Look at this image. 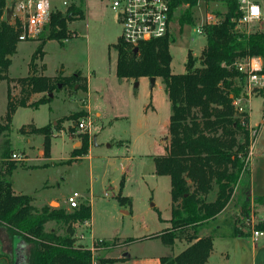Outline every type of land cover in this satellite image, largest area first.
<instances>
[{"label": "rangeland", "instance_id": "rangeland-1", "mask_svg": "<svg viewBox=\"0 0 264 264\" xmlns=\"http://www.w3.org/2000/svg\"><path fill=\"white\" fill-rule=\"evenodd\" d=\"M75 2L82 6L84 17L75 16L67 22L71 37L65 41L51 39L47 25L37 36L19 40L17 51L10 56L9 74L27 76L30 69L48 76L80 72L84 79L90 76L92 94L88 88H78V85L62 86L53 92L50 103L38 108H18L12 123L10 149L12 153L21 154L22 159H15L19 165L13 172L12 186L18 193L31 194L37 210L49 207L71 212L74 209L70 208L67 198L75 191L79 192V205H91L92 215L91 219L74 224L76 245L91 247L95 239L119 238L122 241L135 238L137 240L128 245L102 246L95 255L119 259L128 254L126 260L115 264H160V256L175 255L182 250L180 241L169 246L155 236L169 226L171 217L170 178L158 175L155 165V157L165 153L169 140L171 103L159 77L155 84L150 77L138 80L117 77L114 45L121 38L122 26L111 0ZM53 3L66 9L62 0H53ZM11 5L12 1L7 0V7ZM188 8L186 4L179 6L171 21V67L178 74L186 71L188 52L199 58L207 44L206 35L197 29L202 17L207 11L223 13L225 10L220 3L209 2L191 9L193 23L182 24L181 16ZM10 19L15 22L13 14ZM257 31H264V28ZM42 43H45L44 55L36 52ZM11 87L13 92L18 91L15 84ZM263 88L261 85L252 89L248 96L254 97L249 107L248 99L242 102L250 112L252 133L256 135L250 166L253 175L259 179L262 173L264 175V97L259 95ZM7 94L8 85L2 81L0 117L7 109ZM89 104H92V112L83 108ZM79 112L83 113L82 118L88 116L93 122V127L86 131L89 144L97 140L83 160L73 162L70 157L73 144L74 150L80 148L85 133L77 126L79 120L71 118ZM30 123L49 125L52 134L50 161L41 152L44 149L41 136H32L33 140L27 143V136L21 133L20 128ZM5 139L2 136L0 142ZM111 159L114 160L112 164ZM120 193L128 196L131 204H121L117 198ZM240 193L238 189L227 209L230 214L241 209V202L237 204ZM260 210L258 207L259 213ZM86 221L90 226L85 224ZM52 228L60 234L66 231L61 221L46 224L47 230ZM222 230L230 233L228 225ZM254 243L258 246L253 253L250 236L219 237L212 263L215 259L219 261V255L224 251L229 257L222 264H264V236ZM0 250L3 251L0 256L12 261L13 237L4 238ZM5 258L0 257V264H9Z\"/></svg>", "mask_w": 264, "mask_h": 264}, {"label": "trees", "instance_id": "trees-1", "mask_svg": "<svg viewBox=\"0 0 264 264\" xmlns=\"http://www.w3.org/2000/svg\"><path fill=\"white\" fill-rule=\"evenodd\" d=\"M197 2L172 0L171 19L179 6L189 4L181 23H193L191 9ZM220 4L225 10L217 13L224 18L219 23L205 25L207 44L199 58L188 52L184 73L172 71L170 32L140 43L137 52L121 38L114 45L117 77L120 80L159 77L171 103L166 151L155 157L156 173L168 176L171 182L170 226L155 236L169 246H174L177 240L185 241L187 247L175 255L161 256L160 264H206L214 249L215 237L250 236L253 228L247 218L253 208L264 210V194L254 199V206L249 196L250 154L254 142L250 112L236 104L240 96L249 97L244 88L246 73L237 64L259 57L262 60L259 73L264 75V31L237 30L233 20L241 14L237 2L227 0ZM6 8L7 0H0V82L6 81L8 85L7 109L0 119V139L6 138L0 142V226L25 240L27 264H115L123 257H98L96 251L102 246L128 245L137 239H102L95 242L94 249L76 245L74 224L91 218V205H79L71 212L49 207L37 210L32 195L14 192L12 175L19 162L12 158L10 134L16 111L19 107L38 108L50 103L53 92L62 86L78 85L87 89V79L80 72L48 76L34 69L27 76H11L10 56L17 51L22 28L19 21L12 22L5 17ZM75 16L84 17L82 6L76 2L65 10L53 11L47 27L49 38L62 41L70 38L67 22ZM44 45L38 46L37 54L44 55ZM11 84L19 87L16 93ZM259 95L264 97V88ZM82 114L75 113L71 118L77 121ZM20 131L25 135H42L45 155H50L49 125L25 124ZM82 141V146L73 151L74 156L88 152V132L83 133ZM238 189L241 195L237 204L241 202V209L230 214L227 209ZM121 193L117 196L120 203L131 204V199ZM212 193H216L214 199L210 198ZM51 221L63 222L65 233L47 230L46 224ZM225 225L230 227L228 234L222 230ZM254 227L264 230V221Z\"/></svg>", "mask_w": 264, "mask_h": 264}, {"label": "built area", "instance_id": "built-area-1", "mask_svg": "<svg viewBox=\"0 0 264 264\" xmlns=\"http://www.w3.org/2000/svg\"><path fill=\"white\" fill-rule=\"evenodd\" d=\"M14 3L13 17L15 22L19 21L22 31L19 34V40H27L37 36L45 29L51 19L53 11L58 9L63 10L58 5L53 3V0H10ZM76 0H62L65 8L69 7ZM227 0H198L196 7H201L209 2L221 3ZM241 12L238 18L233 20L236 22L237 30L251 33L256 32L260 28H264V0H235ZM113 10L119 14L120 24L122 26L121 38L124 42L132 47H137L142 42L164 37L171 28V4L172 0H111ZM187 6L189 4H186ZM6 15V14H5ZM221 15L217 12L207 11L199 22L198 32L204 33L205 25L219 23ZM257 60V62H256ZM240 71L246 73L244 88L248 95L256 86L264 85V75L259 71L262 65L259 57H252L248 60L241 61L237 64ZM243 97L240 96L236 100V104L241 108ZM78 128L84 132L93 127V122L87 116L80 118L77 124ZM12 158L21 160L22 155L13 153ZM81 194L77 191L70 194L67 198L70 208L79 206ZM254 204V203H253ZM254 206V205H253ZM264 221V215H261L258 209H252L250 216L247 218V223L253 228L251 239L257 242L264 236V230L256 229L254 226ZM85 224L90 226L89 221ZM84 234H81V238ZM95 239V238H94ZM102 239L93 240L90 248L94 249L95 242H100Z\"/></svg>", "mask_w": 264, "mask_h": 264}, {"label": "crops", "instance_id": "crops-1", "mask_svg": "<svg viewBox=\"0 0 264 264\" xmlns=\"http://www.w3.org/2000/svg\"><path fill=\"white\" fill-rule=\"evenodd\" d=\"M260 62H261V65H262V60L260 59ZM89 79H90V76H88L87 77V88H88V90L87 91H90V94H92V91H91V88H90V81H89ZM254 97V96H253ZM253 97H248V100H247V104H248V107H249V103H250V101H251V99L253 98ZM169 100V99H168ZM170 102V101H169ZM92 104H89V105H87L86 107H83V108H85L88 112H92V106H91ZM247 110H248V108H247ZM4 115V114H3ZM2 115V116H3ZM98 115H100V114H98ZM171 115V114H170ZM2 116L0 117V119L2 118ZM169 122H170V118H169ZM35 124V123H34ZM36 126H38L37 124H35ZM42 126H44V125H42ZM38 127H41V126H38ZM251 134H252V136H253V138H254V141H255V139H256V135H254L253 133H252V129H251ZM27 136V143H28V141H30L33 137L32 136H36V134H30V135H26ZM38 136H41L42 137V141H43V136L42 135H38ZM94 136H96L95 134H94ZM40 137V138H41ZM33 140V139H32ZM96 140H97V138L95 139V141H93L92 142V144H90V148L92 147V145L96 142ZM166 147V146H165ZM73 151H74V144H73V147H72V150H71V152H70V157H71V159H72V161L73 162H78V161H81V160H83V158H84V156H85V154L84 155H76V156H74L73 155ZM166 151V150H165ZM42 153L44 152V149H43V151H41ZM14 153H16V152H14ZM45 153V152H44ZM43 153V154H44ZM13 154V153H12ZM50 157H51V150H50V155L49 156H46V158L49 160L50 159ZM70 157H68V159L70 158ZM50 161V160H49ZM72 162V163H73ZM112 163H114V160H112L111 159V164ZM17 169V168H16ZM261 179H259V178H257V175H253V171H252V169H251V190H250V193H249V195H252V203L254 202V199L258 196V195H263L264 194V175H263V173L261 174V177H260ZM258 179H259V181H258ZM14 189V188H13ZM14 192L15 193H17V194H25V193H18L15 189H14ZM31 195V194H30ZM216 197V193H212V195L210 196V198L211 199H214ZM260 214L261 215H264V210L263 209H261L260 210ZM91 219V218H90ZM170 220V219H169ZM170 222V221H169ZM169 226H170V224H169ZM169 226H167V227H169ZM166 227V228H167ZM165 229V228H164ZM52 230H54V228H52ZM9 237H13V257H12V259L15 257V256H17V257H19V259H18V263L17 264H27L26 263V242H25V240L21 237V236H19V235H12V234H10L8 231H7V229L4 227V226H0V244H3V241H4V238H9ZM231 237V236H230ZM251 238V237H250ZM219 240V237H215L214 238V249H213V251H212V253H211V255H210V257H209V259H208V261H207V263L206 264H222L224 261H226L227 259H228V257H229V253H225L224 251H221V255H219V261H217V259H215V261L212 263V256H213V254H214V252H215V249H216V243H217V241ZM178 241H180L181 242V248H182V250L184 249V248H186L187 247V242H185V241H181V240H177L176 241V243L178 242ZM251 241H252V251H253V253L256 251V249H257V244L256 243H254L253 242V240L251 239ZM232 241H230V243H231ZM235 242L236 241H234V245H235ZM175 243V244H176ZM174 244V245H175ZM237 246H238V244H236ZM181 250V251H182ZM0 253L1 254H3V251H1L0 250ZM179 253V252H178ZM1 257V256H0ZM122 257H124L122 260H126L129 256H128V254H123V256ZM161 257V256H160ZM2 258H5V257H3L2 256ZM6 259V258H5ZM160 259V258H159Z\"/></svg>", "mask_w": 264, "mask_h": 264}, {"label": "water", "instance_id": "water-1", "mask_svg": "<svg viewBox=\"0 0 264 264\" xmlns=\"http://www.w3.org/2000/svg\"><path fill=\"white\" fill-rule=\"evenodd\" d=\"M13 12H14V3H12L11 7L6 8V18L10 19ZM137 51H138V47H134V52H137ZM150 79L152 80V83L155 84L156 77H151Z\"/></svg>", "mask_w": 264, "mask_h": 264}, {"label": "flooded vegetation", "instance_id": "flooded-vegetation-1", "mask_svg": "<svg viewBox=\"0 0 264 264\" xmlns=\"http://www.w3.org/2000/svg\"><path fill=\"white\" fill-rule=\"evenodd\" d=\"M2 257V256H1ZM17 256H15L13 259H12V261H10L9 259H6L8 262H9V264H17L16 262L18 261V259H19V257H17Z\"/></svg>", "mask_w": 264, "mask_h": 264}, {"label": "bare ground", "instance_id": "bare-ground-1", "mask_svg": "<svg viewBox=\"0 0 264 264\" xmlns=\"http://www.w3.org/2000/svg\"><path fill=\"white\" fill-rule=\"evenodd\" d=\"M256 62H257V60H256ZM258 63V62H257Z\"/></svg>", "mask_w": 264, "mask_h": 264}]
</instances>
